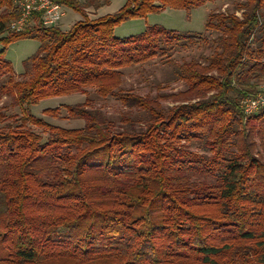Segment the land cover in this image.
<instances>
[{
  "label": "trees",
  "instance_id": "1",
  "mask_svg": "<svg viewBox=\"0 0 264 264\" xmlns=\"http://www.w3.org/2000/svg\"><path fill=\"white\" fill-rule=\"evenodd\" d=\"M213 1L127 0L90 19L87 10L109 0H53L83 20L65 32L37 14L15 32L21 11L0 0V96L29 109L92 89L149 115L144 128L115 131L85 102L65 106L81 129L33 115L0 127V264H264V160L255 141L264 146V109L249 117L242 109L264 84V0L209 14L211 54L175 71L188 87L179 97L196 102L166 111L121 88L123 70L198 37L148 26L117 38V26ZM24 39L39 48L18 80L6 52ZM44 113L58 117L59 108ZM28 124L48 132L46 141Z\"/></svg>",
  "mask_w": 264,
  "mask_h": 264
},
{
  "label": "rangeland",
  "instance_id": "2",
  "mask_svg": "<svg viewBox=\"0 0 264 264\" xmlns=\"http://www.w3.org/2000/svg\"><path fill=\"white\" fill-rule=\"evenodd\" d=\"M79 1L83 2L84 0ZM126 2L127 0H109V5L99 10L90 8L87 10L89 18L96 19L109 14H115ZM235 4V0H215L190 11L166 9L161 13L150 14L144 19L129 20L117 26L115 29V36L117 38L140 35L145 32L148 26H162L168 30L188 33L193 37H198L194 38L193 41H186L184 46H176L167 57L158 58L151 62L123 70V84L121 88L142 98L158 100L162 109L166 111L184 103L196 102L197 100L184 102V98L179 97L181 93L187 91L188 87L185 82L178 79L175 71L183 63L191 61L202 62V58L211 54L212 47L210 43H212L216 36L205 29L208 16L213 12H233ZM64 10L66 12L65 16L57 27L66 32L75 23L82 21L83 17L68 8H64ZM237 15L241 16V12H238ZM38 48L39 42L34 39L20 40L8 47L6 58L13 64L16 79L24 80L28 78L25 74L24 62L33 57L37 53ZM2 49L3 45L0 43V51ZM85 102L89 103L88 108L103 114L110 121L115 131L126 130L129 127L136 129L144 128L146 120L149 119L147 113L129 110L115 97L104 99L95 93L94 90L90 89L88 95L74 94L47 99L29 109L18 105L13 97L0 96V112L5 117L0 122V127L20 123L18 120L22 116L33 115L55 127L81 129L85 126V122L75 116H70L65 106L80 105ZM54 108H59L58 117H52L44 113L45 110ZM123 119L128 120V124L123 122ZM27 126L41 135L43 140L46 141L48 132L31 124ZM255 141L257 142V151L264 160V146H262L257 135ZM192 149L202 152V149H198L195 146Z\"/></svg>",
  "mask_w": 264,
  "mask_h": 264
},
{
  "label": "built area",
  "instance_id": "3",
  "mask_svg": "<svg viewBox=\"0 0 264 264\" xmlns=\"http://www.w3.org/2000/svg\"><path fill=\"white\" fill-rule=\"evenodd\" d=\"M21 11V17L10 24L9 29L15 32L24 31L33 17L40 15V21L45 27L57 26L65 16L64 7L56 4L53 0H14ZM243 113L249 117L264 109V84L260 85L259 91L242 101Z\"/></svg>",
  "mask_w": 264,
  "mask_h": 264
}]
</instances>
